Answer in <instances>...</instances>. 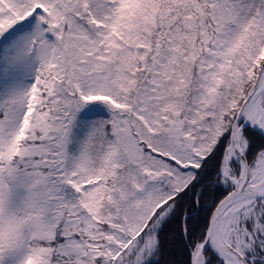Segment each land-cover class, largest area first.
I'll use <instances>...</instances> for the list:
<instances>
[{
	"label": "snow or ice",
	"instance_id": "obj_1",
	"mask_svg": "<svg viewBox=\"0 0 264 264\" xmlns=\"http://www.w3.org/2000/svg\"><path fill=\"white\" fill-rule=\"evenodd\" d=\"M0 264H264V0H0Z\"/></svg>",
	"mask_w": 264,
	"mask_h": 264
},
{
	"label": "trees",
	"instance_id": "obj_2",
	"mask_svg": "<svg viewBox=\"0 0 264 264\" xmlns=\"http://www.w3.org/2000/svg\"><path fill=\"white\" fill-rule=\"evenodd\" d=\"M176 249H174V251H175Z\"/></svg>",
	"mask_w": 264,
	"mask_h": 264
}]
</instances>
